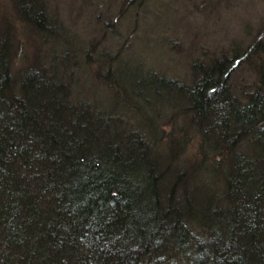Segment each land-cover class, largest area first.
Listing matches in <instances>:
<instances>
[{
    "label": "trees",
    "instance_id": "obj_1",
    "mask_svg": "<svg viewBox=\"0 0 264 264\" xmlns=\"http://www.w3.org/2000/svg\"><path fill=\"white\" fill-rule=\"evenodd\" d=\"M5 1L0 264H264V20L188 81L98 67V104L73 95L44 1ZM16 21L61 54L16 75Z\"/></svg>",
    "mask_w": 264,
    "mask_h": 264
},
{
    "label": "rangeland",
    "instance_id": "obj_2",
    "mask_svg": "<svg viewBox=\"0 0 264 264\" xmlns=\"http://www.w3.org/2000/svg\"><path fill=\"white\" fill-rule=\"evenodd\" d=\"M0 1L8 14L10 7ZM43 1L47 24L56 30L59 42L72 46L68 55L77 84L73 95L98 104L109 97L95 75L98 67L120 66L129 72L188 81L192 60L229 51L236 44L246 46L264 20V0H136L140 5H129L119 18L123 0ZM15 23L18 38L12 70L16 75L23 65L49 61L52 50L61 54L58 40L47 47L19 21ZM91 39L96 40L95 50L86 65L85 50Z\"/></svg>",
    "mask_w": 264,
    "mask_h": 264
}]
</instances>
